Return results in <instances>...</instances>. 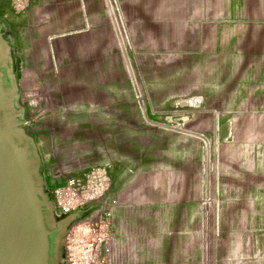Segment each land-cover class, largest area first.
Instances as JSON below:
<instances>
[{"label": "crops", "instance_id": "1", "mask_svg": "<svg viewBox=\"0 0 264 264\" xmlns=\"http://www.w3.org/2000/svg\"><path fill=\"white\" fill-rule=\"evenodd\" d=\"M116 1L121 32L107 0H0L43 182L83 177L98 195L112 193L110 264H264V0ZM134 98L156 100L160 116L184 102L191 114L216 115L213 170L124 158L54 172L62 123L89 120L109 140L123 124L138 137L134 116L147 122L153 111Z\"/></svg>", "mask_w": 264, "mask_h": 264}, {"label": "rangeland", "instance_id": "2", "mask_svg": "<svg viewBox=\"0 0 264 264\" xmlns=\"http://www.w3.org/2000/svg\"><path fill=\"white\" fill-rule=\"evenodd\" d=\"M12 4L16 7L22 5L24 0H11ZM28 6L27 2L25 6ZM2 15L0 11V16ZM140 94L139 91L137 93ZM172 105V100L169 103ZM134 106L139 109L149 107V111H153L150 115H145L147 122L144 121V116L140 114L141 110H138V115L134 116V129L133 134H139L138 137L130 139V131H124V125L118 124L116 131V140L108 139V132H101L97 128L99 125L91 121H78L71 125L61 124L59 127H63L59 135H62L61 141L63 145L56 146L54 152L56 153L55 162L52 164L54 172L63 178L71 175L72 171L77 168H83L99 163L101 161H120L124 158H132L135 162L134 166L143 165L149 167H178L184 169H193L202 172L209 173L213 170L214 163L213 158L218 154V148L215 144V120L216 115H204L200 109L196 114L190 113L189 108L186 107L184 102L179 111L172 112L166 116H160L156 112L157 109L151 108L156 106V100H144L134 98ZM148 116V117H147ZM166 123H163V119ZM136 118V120H135ZM142 123L146 126L143 131L145 137L141 138V131L135 128H140ZM213 120V122H211ZM64 125V126H63ZM174 128H173V127ZM55 133L56 130L50 132ZM49 135V132L46 134ZM106 140H100V137H104ZM112 136V133H111ZM60 141V142H61ZM59 142V141H58ZM177 146H172V144ZM209 144V145H208ZM114 145V146H113ZM173 154H179L182 157L181 161L174 162L169 161ZM190 155L192 161L187 162ZM174 158V157H173ZM186 160V161H185ZM42 177L45 175V165L40 161ZM44 187L48 190L45 181ZM112 197V193L107 195L95 194L91 197L87 206L96 205L97 209L94 210L86 219H102L106 224H110V232L112 239V210L117 206L108 207L106 201L107 198ZM217 201H221L220 195L215 196ZM106 198V200H105ZM223 201L235 202L237 196H225ZM104 200V203H103ZM110 208L107 211L106 209ZM110 241L107 246L110 248ZM109 253V264H110Z\"/></svg>", "mask_w": 264, "mask_h": 264}, {"label": "water", "instance_id": "3", "mask_svg": "<svg viewBox=\"0 0 264 264\" xmlns=\"http://www.w3.org/2000/svg\"><path fill=\"white\" fill-rule=\"evenodd\" d=\"M4 98L0 73V264H49L46 212L53 214V201L48 196L42 197L45 204L39 201L28 155L35 144H19L7 128Z\"/></svg>", "mask_w": 264, "mask_h": 264}, {"label": "built area", "instance_id": "4", "mask_svg": "<svg viewBox=\"0 0 264 264\" xmlns=\"http://www.w3.org/2000/svg\"><path fill=\"white\" fill-rule=\"evenodd\" d=\"M107 1L121 32L124 26L117 1ZM47 191L53 201L54 212L59 216L70 215L92 206L87 205L91 197L98 194L91 181L89 179L86 181L83 177L67 178L62 185L48 188ZM106 203L110 208L118 204L114 197L107 198ZM110 208L105 210L106 213ZM109 228L110 224H106L102 219L83 218L73 222L63 240L65 263L109 264L110 248L107 246L111 239Z\"/></svg>", "mask_w": 264, "mask_h": 264}, {"label": "flooded vegetation", "instance_id": "5", "mask_svg": "<svg viewBox=\"0 0 264 264\" xmlns=\"http://www.w3.org/2000/svg\"><path fill=\"white\" fill-rule=\"evenodd\" d=\"M17 68V58L13 48V37L10 28L4 23L0 17V73L2 86L5 92L4 100L7 102V118L9 119L8 129L18 140L19 144L26 145L33 142L31 135L28 133L27 126L23 121V110L17 98V89L15 84ZM22 132V135L18 133ZM30 170L36 180L38 198L41 204L46 201L42 197L49 196L48 191L44 187L40 159L32 144L29 148ZM49 239H50V259L49 264H66L64 256V235L68 229L69 220L72 214L59 216L55 212L49 214L46 212Z\"/></svg>", "mask_w": 264, "mask_h": 264}, {"label": "trees", "instance_id": "6", "mask_svg": "<svg viewBox=\"0 0 264 264\" xmlns=\"http://www.w3.org/2000/svg\"><path fill=\"white\" fill-rule=\"evenodd\" d=\"M96 209H97V206L96 205H92V206H90L88 208H85V209H82V210H80L78 212L73 213L71 219L69 220V225L68 226H70L73 222H75L77 220H80V219L88 217Z\"/></svg>", "mask_w": 264, "mask_h": 264}]
</instances>
